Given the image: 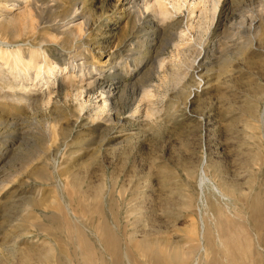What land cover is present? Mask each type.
Here are the masks:
<instances>
[{
	"label": "rangeland",
	"instance_id": "374dc122",
	"mask_svg": "<svg viewBox=\"0 0 264 264\" xmlns=\"http://www.w3.org/2000/svg\"><path fill=\"white\" fill-rule=\"evenodd\" d=\"M15 1L0 0V41L50 39L55 35L51 32L80 20L68 19L74 12L70 0H44L58 7L52 13L56 19L46 10L43 15L51 22L43 23L49 32L42 30L34 38L23 32V17H30L34 6ZM124 1L77 3L79 8L86 5L90 19V35L79 48L87 46L92 55L88 60L97 70L108 69L118 59L130 67L142 61L135 76L124 82L122 99L113 100L108 112L112 121L96 119L92 124L83 116L75 127L72 100L65 102L63 93L50 113L4 111L0 104V155L5 156L0 181H10L0 183V264H80L83 252L78 247L83 242L93 252V264H175L165 263L159 254L169 247L186 251L199 246L201 233L214 238L218 228L212 214H225V206L240 217L252 253L258 244L264 251V223L261 237L253 236L244 210L256 192H264V0H220L210 32L213 3L199 2V17L184 18L182 25L191 26L179 41L173 23L157 29L150 21L137 25ZM5 18L16 22L7 25ZM49 47L51 54L60 49L56 44ZM67 47L72 53L74 48ZM144 88H150V101L141 98ZM91 94L89 102L100 104L99 92ZM151 104L157 112L147 116ZM52 119L63 122L64 130L58 131L65 134L48 135L44 121ZM107 137L113 140L106 142ZM201 169L208 181L202 191ZM63 203L72 210L77 238L67 226ZM98 214L114 235L116 253L98 238ZM133 240L147 242L146 247L134 249ZM197 258L198 264H207L212 251L200 252Z\"/></svg>",
	"mask_w": 264,
	"mask_h": 264
},
{
	"label": "bare ground",
	"instance_id": "6f19581e",
	"mask_svg": "<svg viewBox=\"0 0 264 264\" xmlns=\"http://www.w3.org/2000/svg\"><path fill=\"white\" fill-rule=\"evenodd\" d=\"M19 1H21V0H19ZM27 1H29V3L34 6V9H33L34 11L30 10L33 12V14H31V15H33L32 17L30 14H28V15H30V17H28L27 14H26L27 16L25 15L29 19L23 17L25 20V21L23 20L25 22V24L23 26V32H26V31L29 33L31 32L32 35L35 36V34H36V36H38L37 34L40 31H42V30L48 31L49 30V29H46V27H48V26L43 23V19H44V21H45V19H47L46 21H49L50 17L46 18L45 17L46 15L45 16L43 15L44 12H46V10H48V11L50 10L51 15L54 16V14H52V13L54 10L56 11V9H58V7L55 4H54L55 6H52L51 4L49 5L48 3H50V2H48L47 0L46 1L48 3L47 2L45 3L44 0H27ZM52 1L56 3L60 0H52ZM79 1H81V0H79ZM79 1H77V0L68 1L69 3H71V8H73V10H74V12H72L73 13L72 16H70L71 18L69 17L68 19H70V21L80 19L78 21V23H76V24L72 23L73 25L70 24L69 26H71V27L65 28L63 26L64 27L63 29L60 30V28H59L58 31L51 32L52 34L54 33L55 35H52V37L50 39H48L49 37L46 38L43 36L38 39L35 36L34 37V38H36L35 41L31 42V40H30V42H28L26 44H22V43L18 44L14 41L6 40L5 38L4 39L6 41L5 40L0 41V99H1L0 104H2L1 107L3 106L2 107L3 110L7 108L9 111L24 112V113L26 112L27 113V111H29V110L33 111V110H39L40 109L44 112H47V111L49 112L53 106H57L60 103V102L58 103L57 98L60 97L61 94L63 93L64 94L63 99L65 102H67L68 100H72L73 106H72V109H70V108L69 109L71 110L70 116L71 117L75 116L74 123H73V125L75 127L77 126L79 121H82L81 119H83V116H85L84 117L85 119L86 118L88 120L91 119L92 124L94 123V121H96V119H103L104 118V120H106V122L112 121L110 119L111 116L109 117V115H108V112L111 108L113 100H116L117 98L119 99V98H121V96H123L122 93L124 91L123 90V87L125 85L124 82L126 80H130L131 78H133V76H135V74L137 73L136 69H137V67H139L138 65L142 61L139 63L136 61L138 64H133L130 67L131 63H130V65L128 64L129 66H127L126 63H123L122 61H119V59H118L117 62L112 61L110 63L111 65L110 66L108 65L109 66L108 69H105V70H99L98 69L97 70L96 69L97 65H95L94 62H93V64H91L88 60L89 56L91 55L90 54L91 52L88 53L89 51L87 49V46H86V48H83V47L79 48L81 45L82 46L85 45L84 42H85V40H87L88 35H90L88 33L90 19L88 17V14L86 13V11H84L85 10L84 8H86L85 7L86 5L83 7L84 3L82 1L83 5L80 8L77 7V3ZM203 1H206V0H125L124 2H125V5L127 6V8H126L127 12H129V14H132L135 17L136 24L140 23L139 24L140 26H141L142 22H146V21L149 22L150 21L153 23V25L156 27V29L161 28V27H165V26H166V28L167 27L170 28L169 23H173L172 26L174 27V29L177 30V33L175 36L177 37L176 39H178L177 41H179L183 38V35L185 34L184 31L188 30L187 27L191 26V25H189L186 27V26L182 25L184 18L185 19L188 18V20L189 19L192 20L194 17H196V18L199 17L200 9H199V14H197L196 12H197V9L199 7L198 6L199 2H203ZM211 1L213 3V9H212L213 11H212V16H211V21L208 24L209 27L207 26L208 27L207 30L209 29L208 30L209 32L213 31L215 28V25L213 24V22H214L215 17H217L216 16V8H217V3L220 0H211ZM15 2H18V0H16ZM69 7H70V4H69ZM3 10H4V12H8L7 8H3ZM55 11H54V13H55ZM48 13L50 14V12H48ZM45 14H47V13H45ZM20 16H24L23 13ZM52 16H51V18H52ZM55 16H54V18H55ZM62 16H60V17H62ZM18 19H19V17H18ZM6 20L5 21H6L7 25H8V23H10L9 25H14L13 23L16 22L13 19H6ZM11 20H13V21H11ZM57 21H58V19H57ZM11 22H13V23L11 24ZM24 22H21V23H24ZM49 22H51V21H49ZM60 22H62V21H60ZM76 22H77V20H76ZM3 23L4 22H2V24ZM17 24H18V22H17ZM44 25L46 26L45 29H44ZM48 25H50V24H48ZM58 27H55L54 30L58 29ZM45 31H43L42 33L44 34ZM48 32H46V33H48ZM49 44H56L60 49H57L55 54H51L48 51L50 49ZM86 44H87V42H86ZM65 46L66 47L69 46V47H67V49L70 47H73L74 48L73 52L71 53V51H69L70 49H68V51H66L64 48ZM50 51H51V49H50ZM131 53H132V51H131ZM109 55H110V53H109ZM99 65H104V64H99ZM102 67H104V66H101V68ZM161 67H163L162 64L159 65V70L161 69ZM138 69H140V68H138ZM121 83H124V84H121ZM196 85H198L197 87L200 86V84H196ZM95 91L99 92V95H100V97H99L100 99L98 100V101H100V104L98 103L99 105L98 104L96 105V102H94L95 100L93 101V103L89 102L90 99L92 98L91 93H94ZM89 94H91V96H90L91 98L89 97ZM83 96H85L86 98H84ZM151 97H152V93L150 91V88L142 89L141 98L143 100L150 101ZM114 104H116V103H114ZM57 108H58V106H57ZM64 108H66V107H64ZM4 111H7V110H4ZM92 111L94 113H92ZM156 112H157V110L155 109V107L152 106V104L149 105L148 108H146V115L147 116H153ZM104 113H105V115L103 116ZM6 114L8 115V113H6ZM71 117H69V118H71ZM18 118L20 119V117H18ZM85 119H83V120H85ZM62 121H65V124L68 127L71 125V124L68 125V122H69L68 120L67 121L62 120ZM44 123L48 124V127H50V130H48L47 133L52 138H56V135L59 132L58 130H64L63 128H61L63 122H61L60 119H52L50 121H44ZM13 125H14V123H13ZM58 128H60V129H58ZM70 128H71V126H70ZM59 133L62 134L64 132L62 131ZM106 139H107L106 142H110L111 140H113L112 137H110V138L107 137ZM53 141H54V139H53ZM61 142H62V140H61ZM1 149H4V148L1 147L0 150ZM0 152H3V151H0ZM5 153H6V150H5ZM4 157L5 156H3L2 154L0 155V163H1L2 159H4ZM63 173H65V172H63ZM38 177L41 179L39 174H38ZM204 182H208V181H207V178H206L204 171L201 169L200 176H199V182H198V186H199L200 191H202V186H203ZM0 183H2V184L7 183L8 184V183H10V181L1 180ZM213 186L214 185H212V187ZM222 187H223V185H222ZM226 188H228V187H226ZM225 191L228 192L230 190L226 189ZM263 191H264V188H263ZM229 195H230V193H229ZM199 199H200L199 201L203 204L204 203L203 200L200 197H199ZM81 201H83L82 198H81ZM84 202L86 204V201H84ZM67 204H69V203H67ZM67 204L65 205L63 203V209H64L65 215L67 217V220H68L67 226L70 227V232L72 233L71 235H73L72 237L77 238L75 236L78 233L76 221L73 219L72 210L69 209ZM245 204L246 205L244 207V210H246V212H245L246 224L249 228L252 229L251 231L254 230L253 236H255V235L257 236V233H258V235L261 237L260 227H261L262 223H264V192L263 193H261L260 191L256 192L250 198V200L247 201V203H245ZM76 205L78 206V204H76ZM79 207H83L82 204L79 205ZM204 208H206L205 213H207L208 212L207 207H204ZM77 210H79V209H77ZM231 210L229 209V207L225 206V214H221V213H213L212 214V216H213L212 222H213L214 226H216V228H218V231L214 233L215 234L214 238L209 233H205V234L201 233L200 238H199L200 239L199 246L195 245L193 247L188 248L186 251H182L181 249L178 250V248L176 246L175 247H169V250L167 253L164 251L166 254H164L163 252H161L159 254L161 260L164 261L165 263L175 262V264L176 263L183 264L186 261V259H189L190 257L193 256L194 260H192L193 261L192 264H198L197 254L200 252H202L203 254L204 253L207 254L208 249H210L212 251V258L207 264H231V263L236 264V262L239 261V259L242 260L241 264H264L263 247L260 244L256 243V244H258L255 246L257 251L252 253V247L250 246L251 239L246 234H244V232L242 231V227H240V224H238L240 221V217L235 216L231 212ZM94 211L96 212V215H97L96 209ZM78 213L80 214V212H78ZM87 214H88V212H87ZM201 215L202 214H200L199 218H201ZM100 217H101V215H99V218ZM99 218L97 220V226H100V229H99L100 233L98 232L99 233L98 238H100V236H101V238H103V241L105 242V244L107 246H109L110 248L113 247L112 251H114V253H116L117 242L114 238V235L109 231V229L106 228V224L102 221V219L100 218L101 219V221H100ZM199 221H201V220H199ZM201 222H200V224H201ZM212 222L210 221L211 224H212ZM59 226H60V228H62L63 224L61 223ZM95 226H96V224H95ZM101 226H103L105 228H102ZM203 226H204V224H202V227ZM232 228L235 230H231ZM94 229H95V227H94ZM248 231L250 232L249 229H248ZM48 233H49V231H48ZM93 233H95V232H93ZM240 236H241V238H240ZM254 239H253V241H254ZM73 240H75V239H73ZM81 240L82 239H80V241ZM96 241L98 242L99 240H96ZM133 241H134V243H133ZM133 241H131L133 243V246H131V247H135L134 249H136V247H139L141 245L143 246V248L146 247L145 243H147V242L142 243V241H140V240H133ZM81 243H82V241H81ZM78 250L83 252L82 256L81 255H80L81 257L79 256L81 258L80 264H93L94 263V260H93L94 257L92 256L93 252L89 246H87L83 242L82 248L78 247ZM123 254L125 255V253H123ZM125 257L126 256H124V258ZM28 258H29V256H28ZM33 258L34 257H30L29 259H33ZM72 258H73V256H72ZM5 259L7 260V262L11 261L10 257H8V256H5ZM98 259L100 260V258H98ZM95 260H97V259L95 258ZM33 261H34V259H33ZM126 261H127V259H126ZM11 262H13V259ZM72 262H74V261L72 260ZM11 264H13V263H11ZM55 264H68V263H66L62 260H58V262L56 261ZM99 264H101V263H99ZM102 264H104V263H102Z\"/></svg>",
	"mask_w": 264,
	"mask_h": 264
}]
</instances>
